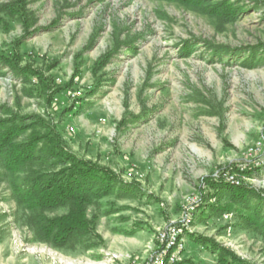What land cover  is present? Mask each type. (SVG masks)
I'll use <instances>...</instances> for the list:
<instances>
[{
  "label": "rangeland",
  "instance_id": "374dc122",
  "mask_svg": "<svg viewBox=\"0 0 264 264\" xmlns=\"http://www.w3.org/2000/svg\"><path fill=\"white\" fill-rule=\"evenodd\" d=\"M203 1L25 0L24 18L0 11L1 55L16 53L51 86L0 62V119L38 115L120 181L88 206L93 232L58 248L37 239L0 166V264H146L187 195L202 200L182 261L219 264L192 238L205 236L264 264V233L245 219L264 218V0ZM222 2L235 18L209 13ZM241 167L252 192L233 206L215 175Z\"/></svg>",
  "mask_w": 264,
  "mask_h": 264
},
{
  "label": "trees",
  "instance_id": "16d2710c",
  "mask_svg": "<svg viewBox=\"0 0 264 264\" xmlns=\"http://www.w3.org/2000/svg\"><path fill=\"white\" fill-rule=\"evenodd\" d=\"M25 0H15L1 5L5 15H25ZM202 6L203 0H178ZM209 13L235 18L237 11L228 2L209 8ZM20 16V17H21ZM264 50V49H263ZM0 62L9 65L13 72L28 81L31 75L41 79L40 89L50 90L49 81L42 79L27 65L20 64L19 56L0 53ZM0 119V166L12 178V191L19 205L32 213L38 240L64 248L83 239L94 230L87 217L88 206L97 199L113 192L120 184L116 175L95 162L78 158L68 150L56 128L38 115H18L8 112ZM21 174L24 176L21 178ZM211 186L214 187L213 184ZM231 196V203L245 206L251 190L241 186H220ZM218 190L219 186H215ZM229 205V208H233ZM67 208V213L50 217L47 211ZM249 224L264 233V218L254 211L245 218ZM195 241L216 252L219 264H253L243 260L233 251L222 247L211 237H192ZM179 264H193L190 260Z\"/></svg>",
  "mask_w": 264,
  "mask_h": 264
},
{
  "label": "built area",
  "instance_id": "2783aa9c",
  "mask_svg": "<svg viewBox=\"0 0 264 264\" xmlns=\"http://www.w3.org/2000/svg\"><path fill=\"white\" fill-rule=\"evenodd\" d=\"M250 150L257 152L258 148L253 147ZM239 171L228 169L216 173L215 177L216 180H221L228 185L240 186L243 181L241 172L244 171V168L241 167ZM201 200L198 196L187 195L184 199L181 217L178 220H171L167 225L157 229L156 247L146 264H179L182 261L186 248L185 231H192L193 212ZM210 200V202H215L216 198ZM222 217L225 220H231L233 213H224ZM227 232L229 233L230 229Z\"/></svg>",
  "mask_w": 264,
  "mask_h": 264
}]
</instances>
